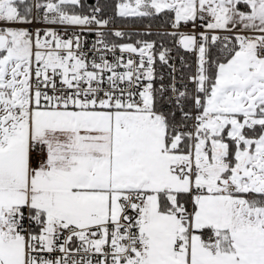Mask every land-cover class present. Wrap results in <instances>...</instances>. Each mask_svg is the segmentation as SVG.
Masks as SVG:
<instances>
[{
  "label": "snow or ice",
  "instance_id": "snow-or-ice-1",
  "mask_svg": "<svg viewBox=\"0 0 264 264\" xmlns=\"http://www.w3.org/2000/svg\"><path fill=\"white\" fill-rule=\"evenodd\" d=\"M89 7L0 0V264H264V0Z\"/></svg>",
  "mask_w": 264,
  "mask_h": 264
},
{
  "label": "trees",
  "instance_id": "trees-1",
  "mask_svg": "<svg viewBox=\"0 0 264 264\" xmlns=\"http://www.w3.org/2000/svg\"><path fill=\"white\" fill-rule=\"evenodd\" d=\"M97 2L106 4L107 5L106 13L114 15V5L118 2V0H83V3L85 5V8L83 9V11L85 12V14L91 11V7L89 6H95ZM115 21H116V24L118 25H125V26H131V27H149V25H151V27L160 28L158 26V21L151 20L150 18L139 20L136 18L123 19V18L116 17ZM136 34L137 33L131 34L133 37V40H136L139 38ZM152 34H153L152 37H145V38H155L156 33H152ZM165 46L172 47L171 42L170 41L165 42Z\"/></svg>",
  "mask_w": 264,
  "mask_h": 264
},
{
  "label": "built area",
  "instance_id": "built-area-1",
  "mask_svg": "<svg viewBox=\"0 0 264 264\" xmlns=\"http://www.w3.org/2000/svg\"><path fill=\"white\" fill-rule=\"evenodd\" d=\"M112 16H113L112 14H107L106 13L105 18H111ZM113 26H114L115 29L124 31V32L129 33V34L145 33V32L158 33V32L163 31L162 28H156V27H146V28L145 27H143V28L137 27V28H135V27H131V26L118 25V24H116V21L114 22ZM86 38L88 39L89 45H90L92 40L94 39V37L92 35H90V34H86ZM186 59L188 60V63L193 65V68H194V66H195L194 65V57L186 55ZM174 62L177 63V66L179 67V61L177 60V61H174ZM157 70H158V72L163 73L165 75V77H167V74H168L167 68L160 67L159 64H158L157 65Z\"/></svg>",
  "mask_w": 264,
  "mask_h": 264
},
{
  "label": "crops",
  "instance_id": "crops-1",
  "mask_svg": "<svg viewBox=\"0 0 264 264\" xmlns=\"http://www.w3.org/2000/svg\"><path fill=\"white\" fill-rule=\"evenodd\" d=\"M123 26H125V25H123ZM135 28H137V27H135Z\"/></svg>",
  "mask_w": 264,
  "mask_h": 264
},
{
  "label": "rangeland",
  "instance_id": "rangeland-1",
  "mask_svg": "<svg viewBox=\"0 0 264 264\" xmlns=\"http://www.w3.org/2000/svg\"><path fill=\"white\" fill-rule=\"evenodd\" d=\"M141 28H143V27H141ZM146 28V27H145Z\"/></svg>",
  "mask_w": 264,
  "mask_h": 264
}]
</instances>
